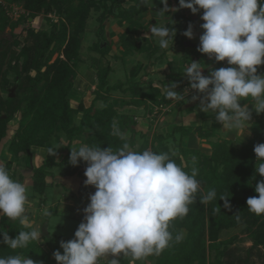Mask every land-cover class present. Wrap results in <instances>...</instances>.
I'll use <instances>...</instances> for the list:
<instances>
[{"label": "trees", "instance_id": "1", "mask_svg": "<svg viewBox=\"0 0 264 264\" xmlns=\"http://www.w3.org/2000/svg\"><path fill=\"white\" fill-rule=\"evenodd\" d=\"M9 1H0V144L8 136L10 122L18 116V125L5 144L11 158L2 163L12 177L17 180L24 178L22 174L17 177L15 165H22L23 162L31 165L33 146L56 148L58 145L55 143H61L62 140L72 145L78 135L84 134L85 144L118 149L124 141L113 135L112 124L116 121L122 132L131 133L126 139L134 151L150 149L157 153H176L172 158L178 164L182 158L185 171L191 173L193 168L197 169L196 178L204 192L214 189L217 193L216 198L207 204L197 198L189 206L186 217L172 222L170 231L173 237L182 234L180 242L174 241L161 255L150 256L143 262H131L121 256V264H253L250 260L252 251L264 247V216L249 212L246 201L249 197H258L255 184L264 180L256 173L254 152L257 143H264V114L252 113V136L245 143L239 145L230 138L219 136L216 141H208L212 147L211 153L185 144L184 138L192 133L201 138L218 136L217 129L221 124L215 121V117L210 127L175 123L167 132H158L153 128L141 130L138 128L136 109H143L144 116L153 118L156 117L157 107L172 102L166 98L161 86L154 84L151 79L143 80L152 59L166 56V49L159 47L155 37L136 35V30L144 26L138 13L141 6L148 5L151 0L147 3L144 0ZM8 3L21 4L27 15L13 19L8 12ZM126 3L128 6L123 5ZM93 11L99 13L97 19L100 31H105V24L111 17H115L125 27L119 38L121 54L116 58L126 65L129 56L146 52L151 61L146 63L137 60L129 67L125 81L111 83L110 76L114 68L110 61L103 65L101 60L111 52L112 44L101 48V36L94 45L101 57L91 62L97 77L91 103L87 105L81 99L77 106H73L70 94L82 60L83 35ZM200 11L203 14V10ZM41 13L47 16L50 28L39 30L29 27L22 45L15 30L22 20L35 19ZM51 14L58 15V19H51ZM174 14L176 19L184 16L178 12ZM184 40L185 35L183 47ZM193 46L196 49L183 56V64L196 60L201 62V66L205 65L209 56L197 50L199 43ZM223 66H229L227 61L218 62L215 68ZM10 73L14 74L13 80L10 79ZM258 74H264V65L258 66ZM15 85V96L12 97L11 88ZM116 91L123 93L122 96H115L113 93ZM5 114L6 118L3 117ZM79 115L80 121L76 123L75 118ZM139 139L142 140L140 143ZM64 148L66 154L60 161L56 159L60 153V149H57L56 155L49 156L40 166L32 167L33 196L39 195L43 200L46 199L47 188L51 184L48 177L54 176L56 166L62 168L65 175L86 180L84 172L87 164L81 161L79 166H73L70 163L71 149ZM221 196L229 197L231 209L224 207ZM0 228L15 238L20 225L18 221L1 216ZM241 234H247L253 241L246 256H237L232 247ZM59 238L66 240L63 236ZM44 246L41 242H33L28 248L16 251L29 255L36 264H53L52 253L45 250ZM56 248L52 247L51 250L55 252ZM9 254L14 253L0 243V256ZM149 260L152 262L149 263Z\"/></svg>", "mask_w": 264, "mask_h": 264}, {"label": "clouds", "instance_id": "2", "mask_svg": "<svg viewBox=\"0 0 264 264\" xmlns=\"http://www.w3.org/2000/svg\"><path fill=\"white\" fill-rule=\"evenodd\" d=\"M160 2L164 5L161 13L190 9L197 14L203 10V34L197 50L216 62L227 61L229 66L213 68L205 76L203 69L209 66L191 61L183 73L190 88L202 94L193 95L192 100H199L200 110L213 115L225 131L249 129L252 109L264 114V74H258V66L264 65V0H179L178 8L171 7L169 0ZM149 32L162 49L173 46L177 34L174 27L159 22L152 24ZM183 34L194 38L193 26L190 24ZM176 88L175 82L168 85L166 98L183 101L184 95ZM242 100L249 103L241 106ZM112 129L113 135L124 141L116 150L79 142L69 145L63 140L48 149L50 155H56L60 147H69L70 163L79 166L85 162L84 183L96 189L83 210L84 220L75 238L60 242L63 254L54 252L57 264H121V256L131 262L159 256L183 238L182 234L173 237L172 222L186 217L197 198L207 204L217 196L214 189H201L197 169L185 171L183 159L178 164L172 158L176 153L134 151L116 121ZM254 152L256 173L264 177V143H257ZM29 184L27 174L23 180L14 179L0 163V216L20 225L15 238L0 228V243L14 253L0 256V264H36L29 255L16 251L41 242L42 227L36 226L29 212ZM255 192L258 197L246 201L248 211L264 216V180L255 184ZM220 200L231 209L229 197L221 196ZM41 215L50 219L52 212L44 208ZM236 218L239 220V215Z\"/></svg>", "mask_w": 264, "mask_h": 264}, {"label": "rangeland", "instance_id": "3", "mask_svg": "<svg viewBox=\"0 0 264 264\" xmlns=\"http://www.w3.org/2000/svg\"><path fill=\"white\" fill-rule=\"evenodd\" d=\"M4 1L6 2V0H4ZM7 1H9V0H7ZM151 1L152 2H150L148 5L141 6L140 12L138 14L140 15V13H144L147 9L150 8V5H152L154 12L149 13V11H148L147 12L148 16H147V18H145L146 19L145 22L147 24V27L152 25V24H149L148 22H150V20L154 17L157 18V21L160 24L166 25L168 23V25L170 27H174L176 29L177 34H176L173 46L170 45L168 49L171 50L172 47H176V48L172 49L173 51H176L177 46L175 45V43H176L175 41L178 38L180 44L182 43V39L184 38L183 33L185 32L186 26L189 27L187 24L189 22L186 21L184 23L182 18L177 22L175 14L172 15V14H170V12L169 13H161L160 12V9H162L164 7V5L160 2V0H151ZM170 1H173V2L175 1L178 4L177 6L179 7V0H170ZM7 5L9 7V10L11 11V17H13V19L17 20L19 17H21V15H27L26 10L23 8V6L21 4L8 3ZM123 5L128 6V3L123 4ZM181 10H183V9H180L178 11L179 14H181ZM189 12H190V17L194 20H197L198 24L204 23V22H202V19H201L202 15H203V14H201V12H199L197 14H193L191 12V10ZM98 14L99 13L96 11L92 12V14L90 15V18H89V22H88L89 24H88L87 30L83 35L82 48H81V59L82 60H81V63L79 64L78 69H77V78H76L75 86H74V88L70 94V100H71L72 105H76L78 102V96H79L78 92H80L79 91L80 88H81V91H85V95H84L85 103L87 105H89L91 103V100L93 98V90L96 89V83H97V77H95L96 70H95V68H93L91 66V62L93 59H97V58L99 59V57H101L100 53H98L96 51V49L94 48V45L97 43V41L99 40V38L101 36L103 37V39H100V42L103 41L104 43L107 42V44H112L111 52L106 57H103L101 60V62H102L101 64H103V65H105L107 63V61H110L113 68H114V71L112 72V74L110 76V82L111 83H115L119 80L125 81L127 79V76H128L129 67L132 64H134L137 60L144 59V61L146 63L147 62L149 63V61H151L149 56H147V55L144 56V54L142 55L141 53H136L133 56H129L128 62L126 65L123 64L121 60L116 58L115 56H118L121 54V48L119 46V38H120V34L124 31L125 27L120 25L118 23V20L115 17H111L108 20V22H106V24H105V28H104L105 31L104 30H103L104 32L102 30L100 31L99 21L97 19ZM49 17H51V19H53L54 21L58 19V15H56V14H51V15H49ZM29 27H34V28L39 29V30L46 29V28L49 29L50 26H49L48 21H47V16L45 14L41 13L35 19L29 18L28 20L24 19L21 21L20 25L15 30V33H16V36L18 37V39L21 41L22 45L26 41ZM197 28L199 29L200 32H203L201 25L198 27L196 26V30H197ZM148 33L150 34V32H148ZM140 35H143V33ZM141 37H145V36H141ZM196 40H197L196 37L191 38V39L186 38V40H184L185 41L184 44L187 41H191L192 43H194V42L196 43ZM155 41H156V38H155ZM197 43H198V41H197ZM183 49L185 50V53H184V55H185V54H189V53L191 54L190 51L191 50L194 51L196 48L194 46H187V47L185 46ZM179 52H181V49L179 50ZM56 57H57V54L54 56V59ZM165 59H166V57L156 59V61L158 63L164 62L162 64H160V63L159 64L163 65V68H165L164 70H159V74L157 72L158 75L156 77H162L163 74L165 75L166 72L171 71V74H172L171 83L175 82L177 85L178 84L181 85L182 81H183V76L185 75L183 72L186 68L185 66H187L186 64L185 65L183 64V57H182L181 53H178L176 55V57L173 58V60L168 59L167 61H164ZM161 60H163V61H161ZM161 71H163V72L161 73ZM160 73H161V75H160ZM10 79H12V80L14 79L13 73H10ZM82 82H84V84ZM3 92L6 93L4 90H3ZM113 94L115 96H122L123 93H121L120 91H116ZM4 95H6V94H4ZM99 105H102V103L99 102ZM250 108H252V106H250ZM135 111L138 115V121H139L138 128L141 130H144V131H148L149 128H153V130H156L158 132H167V131L171 130L172 126L175 124V122H177L176 119L178 117H180L178 115V113L176 115H174L173 107H172V110H171V107L168 108L167 110H162L159 107V110H157V113H156V117H153V118L144 116L143 109H136ZM167 113H169V114H167ZM80 118H81L80 115L76 116L75 122L78 123L80 121ZM144 119L148 120V122H149V125L147 127L143 126V124H142ZM192 123L194 125L197 124V122H195V121ZM10 125H11V128H10V131L8 133V136L0 144V163H3L4 145L11 138L12 133L14 132V130L16 129V127L18 125V116L14 117V119L10 122ZM125 134H126V136L131 135L130 132H125ZM141 141L142 140L139 139L138 143H140ZM189 141L187 143H189ZM193 142L196 143V140L194 139V140L190 141V143H193ZM55 144L58 146L60 145V143H55ZM206 146H204V148ZM59 149L63 150L65 148L60 147ZM131 149L134 150V148H131ZM16 168L18 169V171H20L22 168V165L19 167L16 166ZM55 171L58 175H61L60 173H62V172H60V169L58 167L56 168ZM66 179H68V175H65V174H63V176L61 175L59 177V181L61 182V187H62L60 189H58L57 185H55V186L51 185L47 188V196H48L47 202L50 206H52L55 201L59 200V198L61 196L60 194L62 193V191L67 190L65 188V185H64L66 182ZM32 189L33 188L31 186H29L28 192L29 193L32 192ZM53 209L54 210L52 213V217L48 221L49 222L48 228L51 232L52 238H48V242H45L44 244L47 243L49 245V247L59 248V251H61V254H63V249L60 248V242L62 240L60 241L59 237L63 236L64 238H66L65 241H69V240L74 239V233H75L77 227L79 226V224L83 220H80L77 217H74L73 215L67 216V215L58 214L55 210V207H53ZM252 244H253V241L247 234H241V237L232 245V247L235 248L234 250H235L237 256L238 255L246 256L247 252L249 251L248 249H250ZM260 253H261V255H260ZM263 255H264V247L255 248L252 251V257L250 260L253 264H264Z\"/></svg>", "mask_w": 264, "mask_h": 264}, {"label": "crops", "instance_id": "4", "mask_svg": "<svg viewBox=\"0 0 264 264\" xmlns=\"http://www.w3.org/2000/svg\"><path fill=\"white\" fill-rule=\"evenodd\" d=\"M152 2V1H151ZM176 4V5H175ZM169 5L171 7H177L178 8V4L174 1H170L169 0ZM153 10V11H152ZM149 11V13L154 12L153 6L150 5V8L147 9L144 13H140V15L138 14V18L139 20L142 22V24L144 25L141 28H138L136 30V35L138 37L141 36H148L149 35V27H147L146 24V19L147 18V12ZM190 9H183L181 10V14H183L184 16H180L178 19H176V21L178 22L181 18L183 19V22L185 23L186 21L189 22L187 23L188 26L189 24H191L193 26V32H194V37H196V43L198 41L199 43V37L200 35L203 34V32H200L199 29L197 28L196 30V26H200L202 24H198L197 20H194L190 17ZM140 12V11H139ZM201 12V11H200ZM175 12H170V14L174 15ZM202 14V13H201ZM140 16V17H139ZM201 20V19H200ZM152 21V22H151ZM157 18H152L150 20V22H148L149 24H156ZM202 22H204L202 20ZM170 23V22H169ZM168 25V23L166 24ZM107 28V27H106ZM188 29V27L186 26L185 31ZM199 31V32H198ZM143 35H140L142 34ZM147 34V35H146ZM184 35V34H183ZM188 38V37H186ZM175 45L177 46L176 51H173V48L176 47H172L171 50H167L166 49V59L164 61H167L168 59L173 60L174 57H176V55L178 53H181L182 57L184 56L185 50L183 49L184 47L180 44L178 38L175 41ZM191 42V41H190ZM192 43V42H191ZM195 42L191 44V46H193L194 44H196ZM185 45V44H184ZM186 46V45H185ZM182 47V48H181ZM187 47V46H186ZM181 49V52H179V50ZM162 52V51H160ZM142 55L144 54L148 56V53H141ZM142 58V57H141ZM136 60V59H135ZM141 61H144V59H141ZM163 61V60H161ZM196 61V60H195ZM145 62V61H144ZM160 63V62H159ZM156 59H152V63L149 65L148 69H147V74L146 76L143 77L144 81H147L149 79L154 81V84L159 85L162 87V91L164 93H166L167 89H168V85L171 86V79H172V74L171 71L168 72H164L165 75L163 74L162 77H156L159 74V70H164L165 68H163V65H160L162 63L159 64ZM175 63V62H174ZM218 62H216L214 60V58H210L208 57L207 62L205 63V65L203 66H209V67H205L203 69V74L205 76H208L210 74L211 69L215 68ZM190 64H187V66H189ZM185 66V67H187ZM225 67V66H223ZM170 68V67H169ZM216 69V68H215ZM158 72V74H157ZM163 71H161L162 73ZM160 73V75H161ZM96 77V74H95ZM140 79V78H138ZM169 81V82H168ZM76 82V80H75ZM84 84V82H82ZM97 84V83H96ZM187 89V91H185ZM80 92L79 96H78V102L76 105L73 106H77L78 103L80 102L81 99H84V95H85V91H81V88L79 89ZM176 91L183 94L185 99L183 101H173L171 103H167L164 106H167L168 108L173 107V113L174 115H176L178 113V115L180 117H178L176 120L177 122L175 123H184V124H191L192 122H197V124H203L206 127H210L212 125L214 116L209 114V113H205L203 111L200 110V101L199 100H192V96L193 95H201L202 94H198L197 92H195V90H192L190 88L189 85V80L187 78L186 75L183 76V81L181 85H177ZM241 106H243L244 104H248L249 102L247 100H242L241 102ZM163 106V107H164ZM251 106V104H249V107ZM157 109L159 110V108L157 107ZM162 109V108H161ZM255 110L254 108L252 109V113H254ZM155 113H157V111H155ZM169 114V113H167ZM181 118V119H180ZM143 126H148L149 122L148 120L144 119L142 122ZM193 124V123H192ZM218 136H212L210 138H201L199 137L197 134L192 133L189 136L184 138V143L191 146V147H197L202 149L204 152L206 153H211L212 151V147L210 145V143L208 141H216L218 140L219 136L222 137H226V138H230L232 140H234L237 144L241 145L243 143H245L251 136H252V129L251 127L249 129H243V130H231V131H225L223 129V126L221 125L218 129ZM188 138V139H187ZM196 140V143H190L191 140ZM190 140V141H189ZM85 135L84 134H80L76 137L75 142H79V143H85ZM189 141V143H187ZM207 145V146H206ZM204 146H206L204 148ZM4 152H3V162H5L7 159L11 158V154L6 150L5 145H4ZM32 158H31V165H27L25 162L22 163V168L20 171H18V169H16V165H15V169L18 171L17 172V177L20 176V174H22L25 178V174H27V178L30 180V184L29 186H31L33 188V171H32V167H36V166H40L41 164L44 163V161L51 156L48 153V148L45 147H41V146H33L32 147ZM66 154V150L65 149H61L60 153L56 156V159L58 161H60L62 159V157ZM21 165H18V167ZM60 169V172H62V168H60L59 166H56L54 168V176H49L48 177V181L49 183H51L49 186H55L57 185L58 189L62 188L61 187V182L59 181V177L62 175L63 173H60L61 175H58L56 173V168ZM23 178V179H24ZM22 179V180H23ZM85 180L82 179L81 177H77V176H68V179H66L65 182V188L67 189L66 191H62V193L60 194V198L58 201H55L54 204L52 206H50L47 202V192H46V199L43 200V198L39 195L33 196V189L32 192H28L29 195V212L32 215L33 219L36 221V226L42 227V235H41V243L44 244L45 242H48V238H52L51 237V232L49 230V218L43 217L41 215V211L44 208H48L52 213H53V207H55V210L58 214H62V215H73L74 217H77L80 220H84V209L87 207V205L90 203V195L94 194V186H86L85 185ZM48 186V187H49ZM1 217V216H0ZM45 240V241H44ZM63 241V239H60V241ZM44 241V242H43ZM44 248L45 250L49 251L52 253V263L53 264H57V261L54 258V252L51 250L52 247H49V245L46 243L44 244ZM56 250H59V248H56ZM112 257H109V259H111ZM121 260V257H120ZM152 261L149 260V263H151ZM106 262H104L105 264Z\"/></svg>", "mask_w": 264, "mask_h": 264}, {"label": "water", "instance_id": "5", "mask_svg": "<svg viewBox=\"0 0 264 264\" xmlns=\"http://www.w3.org/2000/svg\"><path fill=\"white\" fill-rule=\"evenodd\" d=\"M101 42H102V43H101V48H103V47H105V46L107 45V42H106V43H104L103 41H101ZM191 44H192V43H191L190 41H187V42L185 43L186 46H191ZM72 80H74V79L72 78ZM15 90H16V85H15L13 88H11V96H12V97L15 96ZM3 117L6 118L7 115L5 114Z\"/></svg>", "mask_w": 264, "mask_h": 264}, {"label": "built area", "instance_id": "6", "mask_svg": "<svg viewBox=\"0 0 264 264\" xmlns=\"http://www.w3.org/2000/svg\"><path fill=\"white\" fill-rule=\"evenodd\" d=\"M0 1H2V0H0ZM8 12H9V14L11 15V11L9 10V7H8ZM160 108H162V110H167L168 109V107L167 106H160Z\"/></svg>", "mask_w": 264, "mask_h": 264}]
</instances>
